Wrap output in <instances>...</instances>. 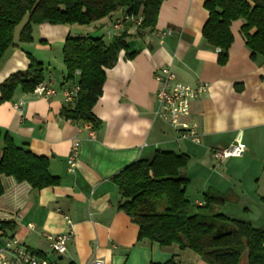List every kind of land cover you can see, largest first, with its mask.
I'll return each instance as SVG.
<instances>
[{
    "label": "crops",
    "instance_id": "0c3cea01",
    "mask_svg": "<svg viewBox=\"0 0 264 264\" xmlns=\"http://www.w3.org/2000/svg\"><path fill=\"white\" fill-rule=\"evenodd\" d=\"M206 0H165L153 30L138 34L136 25L126 24L130 35L124 52L106 69L101 96L92 114L101 123L73 124L60 117L66 106L61 90L64 82L62 47L68 37H100L109 42L115 33L114 18L86 26L40 24L32 28L31 42L19 41V25L13 44L0 62V84L10 75L25 71L31 60L41 66L43 82L57 89L50 100L16 90L10 101L0 102V129L15 145L48 160V172L59 185L33 190L27 183L0 176V245L15 238L33 253L54 264L162 263L171 258L181 264H206L193 253L177 246L161 248L147 240L137 241L138 227L117 210L120 195L111 178L136 160H151L156 151L185 154L189 162L180 174L188 180L185 198L202 206L207 192L226 194L224 216L264 226V57H251L241 33L242 20L229 30L232 43L224 65L218 53L201 36L208 13ZM170 32L162 40L158 32ZM253 33L251 30L250 34ZM169 68L177 81L188 86L200 82L206 91L191 102L189 115L182 119L194 127L198 143L182 139L167 124L154 118L157 107L154 74ZM22 103L20 109L14 105ZM239 139L244 146L240 157L216 160L213 151L229 147ZM75 143L78 154L71 165ZM193 185L192 200L187 188ZM71 232L62 256L50 248L48 235Z\"/></svg>",
    "mask_w": 264,
    "mask_h": 264
},
{
    "label": "trees",
    "instance_id": "16d2710c",
    "mask_svg": "<svg viewBox=\"0 0 264 264\" xmlns=\"http://www.w3.org/2000/svg\"><path fill=\"white\" fill-rule=\"evenodd\" d=\"M163 1L0 0V62L12 47L15 29L22 23L19 41L23 43L31 42L32 28L40 24L86 26L120 13L141 17L136 26L141 34L153 30ZM203 8L208 18L201 36L209 47L220 49L219 65L227 61L232 43L229 27L236 20L243 21L241 33L251 57H264V0H206ZM129 36L124 28L109 42L91 37L65 40L64 82L76 85L78 92L60 111L64 121L89 123L92 131L101 129L102 123L94 117L92 109L102 93L104 71L115 65L121 52L126 60L136 55L128 51ZM43 79L41 66L31 60L25 71L10 75L0 84V102L10 101L16 90L31 93ZM188 162L185 154L156 151L151 160H136L111 178L120 195L117 210L137 225V241L147 240L161 248L177 246L206 264H264V226L253 227L218 213L216 209L225 204L226 194L207 192L202 206L186 200L188 180L180 172ZM48 166L46 158L16 146L0 129V176L25 182L38 191L59 185V179L49 174ZM2 192L0 183V195ZM9 227L8 223H0V229ZM150 264L181 263L171 258Z\"/></svg>",
    "mask_w": 264,
    "mask_h": 264
},
{
    "label": "built area",
    "instance_id": "2783aa9c",
    "mask_svg": "<svg viewBox=\"0 0 264 264\" xmlns=\"http://www.w3.org/2000/svg\"><path fill=\"white\" fill-rule=\"evenodd\" d=\"M142 21L141 17L131 15H121L115 18L112 23L115 36L123 31L127 23L138 26ZM170 32H158L162 40ZM75 74H78L77 72ZM154 81L157 84L155 99L157 107L154 111V118L169 125L182 139L198 143L199 138L194 127H188L182 122V119L189 115L190 104L193 100L198 99L207 88L205 82H200L196 86H188L177 81L175 74L169 68H162L154 74ZM78 92V87L73 85L71 89L61 90L62 97L66 103L72 102ZM32 93L44 100H50L58 93L57 89L50 84L41 82L34 87ZM22 103L14 105L15 109H20ZM79 144L75 143L69 156V163L74 164L78 154ZM244 152V146L239 139L235 140L227 148L216 149L213 151V157L216 160H225L231 157H240ZM72 233L69 231L64 234L48 235L47 240L50 242L51 251L62 256L66 251V243L71 239ZM0 264H54L46 257H40L23 246L15 238L7 240L0 245ZM87 264H103L99 260H91Z\"/></svg>",
    "mask_w": 264,
    "mask_h": 264
},
{
    "label": "rangeland",
    "instance_id": "374dc122",
    "mask_svg": "<svg viewBox=\"0 0 264 264\" xmlns=\"http://www.w3.org/2000/svg\"><path fill=\"white\" fill-rule=\"evenodd\" d=\"M91 38H96V37H100L99 36V33H98V35L97 36H90ZM192 193H193V185L191 184L190 186H188V188H187V192H186V195H187V197H189L191 200H192Z\"/></svg>",
    "mask_w": 264,
    "mask_h": 264
},
{
    "label": "water",
    "instance_id": "95a60500",
    "mask_svg": "<svg viewBox=\"0 0 264 264\" xmlns=\"http://www.w3.org/2000/svg\"><path fill=\"white\" fill-rule=\"evenodd\" d=\"M216 53H219L220 52V49H215Z\"/></svg>",
    "mask_w": 264,
    "mask_h": 264
}]
</instances>
